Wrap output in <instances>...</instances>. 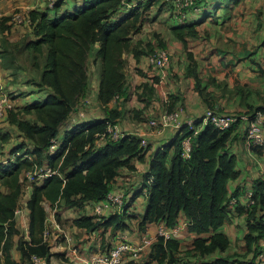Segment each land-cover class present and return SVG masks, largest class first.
Returning <instances> with one entry per match:
<instances>
[{
  "label": "trees",
  "instance_id": "16d2710c",
  "mask_svg": "<svg viewBox=\"0 0 264 264\" xmlns=\"http://www.w3.org/2000/svg\"><path fill=\"white\" fill-rule=\"evenodd\" d=\"M157 1L142 3L125 12L122 0H60L51 10H34L27 15L32 26L0 18V33L4 35L16 26L31 30L16 43L8 40L0 43L1 70L17 78L23 71L18 59L27 54L33 71L27 81L34 87L30 93H43L42 99L33 98L24 108L10 110L0 119L8 120L17 133V140L9 150L16 154V159L0 166V186L7 190L0 191V264H23L33 255L50 264L52 257L64 255L52 253V247L43 239L48 217L44 203L63 211H75L77 217L71 220L73 228L87 232L102 228L111 236L128 231L136 220L139 231L144 232L152 224L176 228L184 218L188 233L195 236L191 247L182 249L177 239L158 237L149 253V258L158 264H259L264 240V180L259 177L249 187L239 185L230 189V183L240 176L237 156L232 150L240 122L228 131H221L209 123L202 125L201 121H195L201 130L193 138L188 159L183 157L182 142L192 130L186 125L155 150L149 141L143 146L138 134L124 135L117 142L96 144L107 126L117 124L124 116L120 107L111 104L116 97L124 101L130 97L126 89V56L131 53L139 62L157 46L167 48L162 40L160 44L134 41V36L144 27L145 15ZM241 1L244 0H201L197 7L202 9L203 20L187 19L181 23L174 20L170 25L171 35L187 44L200 37L198 27L206 17L215 16L218 8L230 3L238 5ZM162 10L159 7L153 18L147 19L156 20ZM260 46L264 50V39ZM90 60L100 63L96 100L104 115L69 127L68 119L78 106L83 107L82 100L91 93ZM262 74L264 77V68ZM195 77L201 81L198 74ZM158 81L156 77L152 84L140 86L139 102H146L145 97L154 95ZM176 100V96L170 95L167 112L175 110ZM12 135L11 132L2 135L0 131V140L5 144ZM55 138L60 141L59 147L50 154L48 150ZM136 163L146 165L140 184L134 189L120 190L118 184L125 181L121 172L136 171ZM44 164L57 169L58 174L33 185L27 202V240L14 218L22 194L21 177L35 165ZM248 188L253 190V203L249 206L243 202ZM109 192L124 194L125 210L96 222L94 205L105 202ZM140 198L144 199L143 213L133 211L134 202ZM233 199L238 203L232 206ZM58 213L56 220L61 223L63 217ZM240 217L244 218L246 228L242 238L246 251L243 260L228 254L232 241L219 231ZM14 249L20 254L19 261L13 257Z\"/></svg>",
  "mask_w": 264,
  "mask_h": 264
},
{
  "label": "crops",
  "instance_id": "0c3cea01",
  "mask_svg": "<svg viewBox=\"0 0 264 264\" xmlns=\"http://www.w3.org/2000/svg\"><path fill=\"white\" fill-rule=\"evenodd\" d=\"M245 1L246 0L241 1L238 5L230 3L224 8H218L215 12V16L209 15L198 27L200 37L189 40L187 44L171 36L173 40H168L166 46H173L174 58L172 63L165 69L156 70L151 68L145 56L142 57L139 62L131 53L126 56L128 59L126 73L128 69L131 73L130 81H128L129 78L127 75L126 84V89L130 92V97L127 101H124V98H119L111 104V107L118 106L124 111L123 118L116 124L123 135L138 134L141 137L145 136L149 144H152V150L167 143L176 130L167 128L163 132L156 134L149 130V121L152 119H159L167 113L166 108L167 104H169L170 95H174L177 98L174 109H183V114L181 116V121L183 123L189 118L194 121H202L205 111L209 107H215L221 114L231 115H240L241 113L251 114L259 110V108L264 109V99L261 98H264V77L262 74L264 68V50L260 46L264 39V34L262 33L264 32V28L263 31L254 37V41L260 40L259 44H255L254 46L249 44L252 41L248 40L246 34L243 33L245 28L241 24L242 19L247 20L249 18L246 13H243L244 10H246V12L250 11V8H248L250 5L245 4ZM263 5L264 3L262 0H259V5H256L252 9L260 10ZM208 9L210 10L209 6ZM203 18L202 9L199 8L198 11H190L187 19L194 22L197 20L201 21ZM167 21L170 30V25L174 23V20L168 19ZM230 23H232L233 27L237 25V23L239 24L240 28L236 34H234L233 30H230V33L226 30H222V27L226 25L229 26ZM209 26H212L211 28L213 31L221 32L219 38L227 44L228 48L220 50L209 45L210 42L215 43L216 40H218L217 36L215 37L210 33ZM246 27L248 28V26ZM206 33L209 34V36ZM160 37L159 39L161 40ZM146 38L151 39L152 36H148L147 31L144 29L134 36V40L136 39L137 41L142 40L146 42ZM21 58H23V56L19 57L17 63L23 68L24 65L21 64ZM90 63V66L96 71V75L98 74L96 88L94 89L95 96L97 97L101 72L100 63H94L93 60H90ZM30 69H32L31 66ZM0 71L2 72V70ZM23 72H25L24 69L20 71L19 74ZM31 72L33 73L32 70ZM2 74L3 73H1V82ZM195 74L199 75L201 81L196 80ZM156 77H158L159 81L158 84L154 85L156 89L154 95L150 98L145 97L146 102H139L137 93L142 92L140 86L146 83L152 84ZM255 85L259 87L258 90L254 88ZM25 86L27 87L28 84ZM26 91L29 93L33 90L26 88ZM256 93H259V98L261 100L255 97ZM42 97L43 93H30L26 98L18 99L22 102H20L15 109H22L27 103L31 102L33 98L42 99ZM99 111V115L85 116V119L80 122L102 118L104 112L100 107ZM137 111L142 112L137 113ZM3 121L4 124H2V127H5L6 131L13 133V135H16L15 127H12L6 119L0 122ZM237 127L236 131H234L238 139L234 141L232 150L237 156L240 176L236 181L230 183L231 190L236 189L239 185L249 187L256 178L260 177V171L264 169V165L258 161L260 160L264 163V146H251L249 144L247 139L248 130L245 129H248L247 123L240 121ZM244 130L247 132L246 135H243ZM252 158L256 160V166L252 163L254 161ZM249 163H252L251 167L248 166ZM136 168V171H128L125 169L121 172L125 181L118 184L120 190L134 189L140 184L141 176L145 171L146 165L136 163ZM0 188L3 187L0 186ZM0 191L3 193L7 192L5 188L0 189ZM243 202L247 205L244 199ZM133 206L135 209H133V211L143 213L144 199H138L134 202ZM62 211L63 210H61V212ZM70 212L73 213V216L69 215V220L77 217L75 211H63V214L68 215ZM18 221H16L17 228H20V232L23 233V224L25 225V222L20 219H18ZM133 222L131 228L124 233L128 234L129 238L135 244L140 242L144 234L149 233L154 235L156 232L157 225H149L146 231L141 232L137 226L138 221L136 220ZM185 224V219L182 218L180 225L185 226ZM73 230L83 233L86 242L83 244L81 243L79 253L76 256L73 255L71 258H67L68 262L65 261L61 264H87L94 254L97 252H105L111 248L117 240V236L122 234V232H117L111 236L109 231H104L102 228L94 232H87L77 228H73ZM219 231L227 234L232 242H234L236 238L242 241L243 235L246 233L244 218H236L232 223H226ZM186 236L188 240H185ZM194 238L195 236L188 233V228L186 227L176 239L180 242L182 249H187L191 247ZM186 241H188L187 244ZM58 248L59 247H55V250L52 249V253H62L63 250H58ZM149 253L150 249L146 250L137 260H131L130 258L126 259L124 264H158L157 261L149 258ZM19 258L18 256L14 257L17 261ZM52 259L53 257L51 258V264H53Z\"/></svg>",
  "mask_w": 264,
  "mask_h": 264
},
{
  "label": "built area",
  "instance_id": "2783aa9c",
  "mask_svg": "<svg viewBox=\"0 0 264 264\" xmlns=\"http://www.w3.org/2000/svg\"><path fill=\"white\" fill-rule=\"evenodd\" d=\"M154 0H122V11L128 12L129 10L136 8L138 5ZM199 1L201 0H159L154 2L155 8L157 5V11L159 7H163L161 13H166L168 17L172 20L178 22H184L188 18V14L191 10L198 11L197 7ZM51 3L50 7H53ZM151 9V10H152ZM151 12V11H150ZM13 21L18 24H28L32 26V20L30 17L23 16L21 14H16L13 16ZM148 65L153 69H165L171 63V52L169 48H157L146 57ZM1 79V71H0ZM10 94L5 92L4 85L0 80V119L6 116V113L10 110H15V105L10 99ZM119 98L116 97V100ZM89 104L88 100L82 102V106L85 107ZM83 107L78 106L75 113H72L67 126H72L85 119V111ZM183 114V109L179 108L171 112L165 113L159 119H152L149 121V130L153 133L159 134L166 130L167 128H172L173 130H178L182 126L186 125L192 134L185 138L182 142V153L185 159L190 158L192 151V141L193 138L198 135L201 127L195 126V121L193 119H188L186 122L181 121V116ZM245 122L248 124V135L247 139L251 146H264V111H255L251 114L243 115H231V114H221L213 108H208L205 111L204 117L202 119V125L211 124L216 129L221 131H228L232 129L238 122ZM124 135L120 132L116 124H109L105 133L101 134L97 138V146L102 145L108 140L117 142ZM59 139L55 138L51 141L48 152L53 154L57 151L59 147ZM148 140L145 136H142V145L147 146ZM4 146L3 142L0 140V166L7 165L9 162H13L16 159L13 154L9 153V157L3 158L1 156V148ZM58 174L57 169L51 168L49 165L44 164L42 167L35 165L32 170L25 172L21 182L23 183L22 194L18 203V207L15 210L14 218L16 221L18 219L25 222L23 229V236L28 240L29 238V210L27 207V202L31 196L33 185L41 184L47 178ZM260 177L264 180V169L260 171ZM245 201L247 205L253 203V190L248 188L246 191ZM125 196L121 192H109L106 197V201L102 203H97L93 208V216L96 222H102L103 218L107 215L115 214L116 212H123L125 210ZM237 199L231 201V205H235ZM48 211V217L46 220V228L42 234L45 242L52 246V243L57 244L63 251L62 253L66 258H71L73 255L76 256L79 253L80 245L74 242L73 237L64 229L62 224L56 220V215L58 213V207L52 208L49 204L44 203ZM19 222V221H18ZM187 227L179 225L176 228H167L163 224L157 226L154 235L146 233L142 236L139 243L135 244L129 238L128 234L122 233L117 236L116 245L109 248L105 252H97L94 254L87 264H124L126 259L131 260L139 259L146 250L151 249L154 242L158 237L164 239H176L180 236L182 230ZM20 230V229H19ZM21 231V230H20ZM62 240V241H61ZM262 252L259 254V264H264V240L261 243ZM1 254V252H0ZM23 264H48L47 261L38 256H31L30 259Z\"/></svg>",
  "mask_w": 264,
  "mask_h": 264
},
{
  "label": "rangeland",
  "instance_id": "374dc122",
  "mask_svg": "<svg viewBox=\"0 0 264 264\" xmlns=\"http://www.w3.org/2000/svg\"><path fill=\"white\" fill-rule=\"evenodd\" d=\"M59 1L60 0H0V18L5 17V18L12 19L13 16L16 14H21L23 16H27L34 10H44L47 8L51 10ZM262 2L264 3V0H262ZM51 3L54 4L53 7H50ZM242 4H244V3H242ZM245 4L250 5V7H248V8H250V11H247V12H246V10L243 11V13L244 14L246 13L247 17H249V18L247 20L242 19L241 24L245 28L243 33L246 34V37L248 40L252 41L251 43H249V42L248 43L254 46L255 44H259V41H260V40L254 41V37H256L261 31H263V28H264V5H263V7H261L260 10H253L252 9L253 7H255L256 5H259V0H246ZM155 6L156 7L153 8L151 10V12H149V14L145 15L146 20L144 22L143 29L145 31H147L148 36H152L151 39L146 38L145 41L146 42H154V44H160L159 41L163 40V42L165 44H167L166 42L168 40L169 41L173 40V38L171 37L172 36L171 32L169 30V24L167 21L169 19L168 15L166 13L165 14L160 13V15L157 16L158 18L156 20L154 19L155 21L147 19L149 17L153 18V16L156 14L158 6L157 5H155ZM244 24H245V26H244ZM246 26H248V28ZM211 27L212 26H209L210 33H212L215 37L217 36L218 40H216L215 43L210 42L209 45H211L214 48L220 49V50L228 48L227 44H225V42L221 38H219V34L221 32H215V31H213V29ZM239 28L240 27H239L238 23L234 27H233L232 23H230L229 26L226 25L225 27H222V30L223 31L226 30L228 33H230V30H233L234 34H236L238 32ZM27 31H31V30H29V28L25 27V26H16L15 28H12V31L7 32L8 33L7 35L0 33V43H2L3 40H8L10 43H16V42L20 41V39L23 38V36L26 34ZM262 33L264 34V32H262ZM207 35L209 36V34H207ZM159 37L161 38V40L159 39ZM134 41H137V40L135 39ZM159 47L160 46H157V48H159ZM167 47L169 48V50L171 52V63H172V60L174 58V49L172 48L173 46L172 47L167 46ZM20 60H21V64L24 65L23 69L25 70V72L18 74L17 78L12 76L10 72H6L4 70H2V72H1V73H3L2 74V82L4 84L5 92L10 94V97H11L10 99L12 100V102H14L15 107L20 102H22V101L18 100L19 98L24 99L30 94V92L28 93L26 91V88L34 89V87L29 85V83H28L27 87L25 86V85H27V81L30 79V77H31L30 75L32 74V72H31L32 69H30V66L32 65V63L28 59L27 54H24L23 58H21ZM90 64L91 63L89 61V72H90V76H91V93H90V96L85 99V100L89 101V104L87 106L83 107L85 114H86V117L99 115V113H100L99 105L97 103L96 96L94 93V89L96 88V82L98 79V74L96 75V71H94V68H92L90 66ZM0 70H1V68H0ZM127 75L129 78L128 81H130L131 73L129 72V69L127 71ZM254 88H256V90L259 89V87H257L256 85L254 86ZM255 97L260 99L259 93H256ZM261 98L264 99L263 97H261ZM85 100H82V102ZM82 102H81V105H82ZM242 114L243 113H241L240 115H242ZM244 114H249V113H244ZM2 124H4V121L0 122V131L3 135L4 133H6L8 131H6L5 127H2ZM11 137L12 138H10L7 143H5V144L3 143L4 146H2V148H1V151H2L1 156L3 158L9 157L8 152L12 148V146L15 144V142L17 140V134L13 135ZM252 160H254V159L252 158ZM258 161L264 165V163L262 161H260V160H258ZM252 163L254 164V166H256V160H254ZM252 163H249L248 166L251 167ZM22 178H23V176L21 177V179ZM23 179L25 181L26 178L24 177ZM0 189H3V188H0ZM58 212H59L58 214L61 217H63V220H61L62 226L73 237L74 242L79 243V244H81V243L83 244L84 242H86V239H84L83 233H79V232H76L73 230L71 220H69V218H68L69 215L73 216V213L70 212L68 215H65V214H63V212H61L60 208L58 209ZM133 224H134V222H133ZM235 238H236V235H235ZM18 239H19V236H17L15 238L16 241ZM185 240H188L187 236H186ZM187 243H188V241H186V244ZM52 246H53L52 249L55 250V247H57V244L52 243ZM184 248H185V246H184ZM58 250H61V248L59 247ZM245 253H246V251L244 249V243L241 241V239L236 238L234 240V242H232V246H231L230 250L228 251V254L233 256L234 258H238V259L243 260ZM17 256L19 258L20 255L18 254L16 249H14L13 250V257H17ZM19 260H20V258H19ZM67 260L68 259L65 257V255H61V256H54L52 259V262H53V264H61L62 262H65Z\"/></svg>",
  "mask_w": 264,
  "mask_h": 264
}]
</instances>
